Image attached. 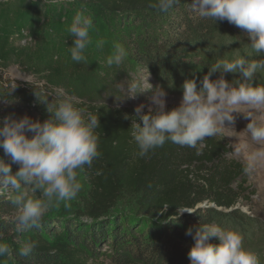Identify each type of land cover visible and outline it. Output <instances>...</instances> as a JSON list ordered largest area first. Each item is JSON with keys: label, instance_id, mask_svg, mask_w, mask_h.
<instances>
[{"label": "trees", "instance_id": "obj_1", "mask_svg": "<svg viewBox=\"0 0 264 264\" xmlns=\"http://www.w3.org/2000/svg\"><path fill=\"white\" fill-rule=\"evenodd\" d=\"M156 3L28 0L21 18L29 26L39 24L42 31L36 33L40 39L17 47L16 54L36 71L39 84L0 81V101L17 99L43 122L51 114L40 101L66 83L85 119L89 114L99 119L94 134L101 155L82 171L86 191L80 204L70 215L45 214L39 228L17 232L13 219L7 218L12 205L0 197V240L13 248V258L0 257L1 264H99V257L107 259L104 264H190L194 240L186 231L203 223L238 232L244 247L257 245L262 222L237 206L247 203L254 190L242 171L244 163L228 156L223 136L206 137L198 145L199 154L166 141L146 157L136 155L129 109L117 103L118 93L108 83V72L116 73L105 66L114 42L128 52L118 71L146 69L162 88L174 91L182 90L186 79L195 78L199 85L219 58H256L249 55L246 31L226 20L200 17L191 0H179L167 12L154 8ZM77 11L93 20L87 60L80 63L73 62L68 51L72 38L67 29ZM101 39L105 44L98 48ZM52 99L49 95L47 102ZM121 196L136 198L134 212L114 210ZM28 241L36 246L30 256L22 257L18 250ZM208 242L218 243L215 238Z\"/></svg>", "mask_w": 264, "mask_h": 264}, {"label": "clouds", "instance_id": "obj_2", "mask_svg": "<svg viewBox=\"0 0 264 264\" xmlns=\"http://www.w3.org/2000/svg\"><path fill=\"white\" fill-rule=\"evenodd\" d=\"M178 3L179 0H157L152 6L167 12ZM191 6L202 18L215 22L226 20L246 31L249 55L256 58L250 60L237 55L233 59H217L208 66L199 87L195 78L183 82L182 98L170 110L166 109L167 93L158 86L153 88L148 82L149 73L134 82H116L115 98L123 100L151 91L150 103L135 108L142 124L133 120L130 133L138 149L136 155L141 158L166 141L196 149L199 154L198 145L206 137L220 134L226 121L234 128L232 113H242L249 119L244 130L252 145L235 144L233 153L237 157L244 155L242 171L251 173L258 166L264 167V123L254 119L255 112L264 110V86H253L256 74L264 70V0H191ZM92 26L91 16L76 12L67 29L72 38L68 51L73 62H86L84 53L92 43ZM104 44L101 39L96 46L103 48ZM127 56L126 48L114 42L105 63L108 67H119ZM214 73L221 75L213 80ZM224 73H239L242 79L229 83L223 78ZM49 95L53 98L51 102H47ZM40 102L46 103L51 114L43 122L27 115L19 119L8 115L0 121V148L11 163L19 166L13 174L11 164L0 158V197L13 206L17 232L39 228L50 208L61 203L69 206L68 202L76 198L82 187L77 179L78 171L91 167L93 160L101 155L94 134L100 127L97 116L89 114L85 119L84 110L75 106V99L63 87H54ZM38 191L42 198H34ZM186 234L194 240L188 252L190 264H258L256 256L244 247L243 237L234 230L203 223L195 231L189 228ZM210 238L218 243H209ZM35 246L34 242H25L18 250L19 255L30 256ZM0 257L13 258V248L8 243L0 242Z\"/></svg>", "mask_w": 264, "mask_h": 264}, {"label": "rangeland", "instance_id": "obj_3", "mask_svg": "<svg viewBox=\"0 0 264 264\" xmlns=\"http://www.w3.org/2000/svg\"><path fill=\"white\" fill-rule=\"evenodd\" d=\"M27 3L28 0H0V63L4 60L3 65H5V67L2 66L3 68H0V81L4 83L10 82L12 85L17 82L39 84L36 80V71L29 67L26 63L21 62L24 58H19V56L17 57L16 54L17 47L31 46L34 44V40H37L38 38L40 39L39 35L36 33L42 31L39 24L29 26L27 22L22 20L21 17L24 14L23 12L26 10ZM105 66L107 68H110L109 70L113 69L116 72H108V83L113 89L112 91L116 90V82H134L135 80L146 76L148 73V82L153 86V88H156L157 86L162 88L157 79H155L153 75L150 74V72L146 69L136 67L132 70L124 69L118 71L117 68H119L120 66ZM220 75L221 74H219V77ZM262 75L264 76V70H261L256 74L253 80V86H264V77L261 81ZM219 77H211V79L215 80ZM223 78L229 83H231L234 79H242L241 76L237 78L236 76L234 77L233 74L229 73H224ZM60 87H63L66 90V83H63L62 85H60ZM162 89L167 93L166 109L170 110L176 107L182 98V90L174 91L165 88ZM150 96L151 91H146L143 93H137L133 98H125L123 100L116 101L117 103H119V105L125 106L129 109V114L132 122L133 120H135V122L142 124L139 117L135 113V108L140 104H149ZM108 99L111 102L114 101L110 97ZM144 111L146 112L147 109L145 108ZM8 115H11L15 119H19L27 115L32 120H37L36 112L33 109L22 105L17 99L7 102L0 101V121H2L3 118ZM232 115L234 117V128L228 126V122L226 121L225 128L221 129V133L219 135L223 136L228 143V146L230 148L228 156L244 163V155L242 154L240 157L235 156L233 153V147L235 144H242L245 142H247L250 146L252 145L250 138L244 130L247 123L249 122V119L245 118L242 113L234 112L232 113ZM254 119H256L258 122L264 123V110L255 112ZM28 135H31V133H28ZM0 158H3L6 163L11 164L13 174L18 170L19 166L17 164L11 163L10 158L4 156L2 148H0ZM77 179L82 184V187L76 198L68 202L69 206L65 207L64 203H61L58 207L50 208V210H48L45 214H71L72 210H74L80 204L82 197L84 196L86 191V184L82 172L78 171ZM247 179L248 184L254 190V194L250 196L247 203L239 202L237 206L243 212L260 219L262 225L264 226V167L258 166L251 173H248ZM34 198H42V193L39 191L36 192ZM114 210L121 212H134L136 210V198L121 196L118 199ZM13 215L14 209L10 212L7 218L13 219ZM262 230V235L259 241H257L256 246H245L248 251L256 256L258 264H264V228ZM0 242L4 241L0 240ZM105 248L106 247H103L102 249ZM106 261L107 259L105 260L104 257H99L95 262L104 264L107 263ZM1 262L2 260L0 259V264Z\"/></svg>", "mask_w": 264, "mask_h": 264}]
</instances>
